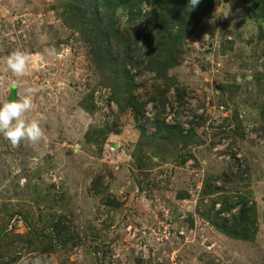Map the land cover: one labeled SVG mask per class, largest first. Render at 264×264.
I'll use <instances>...</instances> for the list:
<instances>
[{
  "label": "rangeland",
  "instance_id": "1",
  "mask_svg": "<svg viewBox=\"0 0 264 264\" xmlns=\"http://www.w3.org/2000/svg\"><path fill=\"white\" fill-rule=\"evenodd\" d=\"M138 1L0 0V103L33 88L25 118L44 132L18 147L0 134V264H264L261 3H191L194 30L158 76L147 54L156 29L177 30L180 1ZM109 22L112 57L98 49ZM125 45L138 62L123 70L105 56ZM237 194L256 218L246 239L215 225L232 224L240 205L217 210Z\"/></svg>",
  "mask_w": 264,
  "mask_h": 264
},
{
  "label": "trees",
  "instance_id": "2",
  "mask_svg": "<svg viewBox=\"0 0 264 264\" xmlns=\"http://www.w3.org/2000/svg\"><path fill=\"white\" fill-rule=\"evenodd\" d=\"M142 1L143 0H139L138 3ZM164 1L169 2L168 3L169 5H167V2H164ZM177 1H180L178 3V6L181 9L175 12V14L180 15V18L182 19V21H180V19L177 17V20H174L172 23V27H175L176 25L178 26L177 30L174 33L171 31H167V27H168L167 24H163L162 26L164 27L158 28L162 24L159 22L167 23L166 21L167 12H166V17H164L163 20L158 21L156 25H154L153 27L155 29L158 28L156 29L157 36L153 42V46L150 47L149 49V52H148L149 54H147L148 55L147 61H149L148 70L154 73L155 72L158 73V76H161L160 75L161 72L165 73L167 69L177 64L176 55H175L177 51V46L179 47L181 38L183 36H188L194 30V27H195L193 26L195 23L194 22L195 11L190 8L191 3L193 4V6H195L192 0H158V3H159L161 10H164V4L166 8L167 7L174 8L175 7L174 4ZM259 2L261 3V8L263 10L262 17H264V0H259ZM129 5L131 7L132 4L129 3ZM210 7H211V2L208 4V6L204 10H202V12H204L205 10L207 11L208 9H210ZM180 11L182 12V15L180 14ZM98 13H101V12H98ZM149 16L151 15L149 14ZM152 17L158 18L159 14H156V16L152 15ZM147 23L149 25L151 24V21L149 18L147 20ZM112 24H113L112 22L106 23L105 26L102 28L105 34V41L103 42V39H101V41L98 43L99 51L104 55H110V56L112 54L107 51L108 50L107 46L111 45V41L113 39L114 40L119 39V36H120V31L114 28V25ZM262 29L264 28L262 27ZM166 31L167 33L165 34ZM261 38L264 39V33L261 35ZM104 48L106 50H104ZM123 50L124 52L123 54H121L122 58L121 56H118V57L115 56V59L111 58L112 56L111 57L105 56V57H108L111 61L113 60L122 61L123 62L122 69L126 70V66L128 65L129 62H132V64H135V62L137 63L138 61H133L134 57L132 56L130 47L125 45L123 47ZM151 99L152 101H154L155 97L152 96ZM126 100H127L125 101V103H127V105H125L126 107L127 106L131 107L133 110H135V112L140 111L143 104L140 103L139 100L136 99V97H134V95L132 94V89H130L129 95ZM162 127L163 129H165V131H168L169 133H171V130L174 129L173 126L162 125L161 128ZM234 197L236 198L234 202H230L229 204L222 205L217 210V215L223 212L229 213L233 207H237V205H240L236 209V214L235 213L230 214L231 221H233L232 224H229L228 222L229 218L225 219L221 217L222 218L221 222L219 223L217 222L215 223V225L220 229V231H222L225 234H229L232 236L246 239L250 237L251 235H254L256 231V218L254 216L253 206L248 205L247 199H245V197L243 198L241 194H237ZM240 220L243 222V224L241 225H240ZM249 233L251 234L249 235Z\"/></svg>",
  "mask_w": 264,
  "mask_h": 264
},
{
  "label": "clouds",
  "instance_id": "3",
  "mask_svg": "<svg viewBox=\"0 0 264 264\" xmlns=\"http://www.w3.org/2000/svg\"><path fill=\"white\" fill-rule=\"evenodd\" d=\"M197 4L199 0H192ZM48 51V50H46ZM49 54H54L49 51ZM29 57L22 51L12 52L6 60L7 68L16 76L26 73ZM34 89L28 87L24 94L18 95L14 100L0 103V134L9 141L12 147H18L21 142L28 141L38 143L43 135V129L38 120H27L26 113L33 107ZM32 264H43L40 258L32 261Z\"/></svg>",
  "mask_w": 264,
  "mask_h": 264
}]
</instances>
